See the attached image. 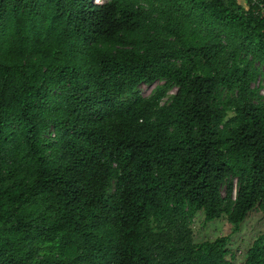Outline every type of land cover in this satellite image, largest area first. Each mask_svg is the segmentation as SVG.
Returning a JSON list of instances; mask_svg holds the SVG:
<instances>
[{
	"label": "trees",
	"instance_id": "trees-1",
	"mask_svg": "<svg viewBox=\"0 0 264 264\" xmlns=\"http://www.w3.org/2000/svg\"><path fill=\"white\" fill-rule=\"evenodd\" d=\"M263 67L237 0H0V264H235L192 225L264 218Z\"/></svg>",
	"mask_w": 264,
	"mask_h": 264
},
{
	"label": "rangeland",
	"instance_id": "rangeland-1",
	"mask_svg": "<svg viewBox=\"0 0 264 264\" xmlns=\"http://www.w3.org/2000/svg\"><path fill=\"white\" fill-rule=\"evenodd\" d=\"M105 1L99 0L98 2L103 3ZM262 72L264 73V67L262 68ZM259 85L262 87L261 94L264 95V78H260ZM255 86H258V83ZM153 88V86L141 85L138 92L147 97L151 95ZM174 92L175 89L170 92V95ZM192 228L194 239L197 243L205 240L213 241L217 237L231 235L230 249L236 255L235 264H241L245 260L247 250L252 246L257 237L264 232V218L259 212H252L241 225L240 230L234 233L232 226L225 218L206 223L204 213L199 212L193 222Z\"/></svg>",
	"mask_w": 264,
	"mask_h": 264
},
{
	"label": "built area",
	"instance_id": "built-area-1",
	"mask_svg": "<svg viewBox=\"0 0 264 264\" xmlns=\"http://www.w3.org/2000/svg\"><path fill=\"white\" fill-rule=\"evenodd\" d=\"M247 11L257 18H264V0H237Z\"/></svg>",
	"mask_w": 264,
	"mask_h": 264
},
{
	"label": "clouds",
	"instance_id": "clouds-1",
	"mask_svg": "<svg viewBox=\"0 0 264 264\" xmlns=\"http://www.w3.org/2000/svg\"><path fill=\"white\" fill-rule=\"evenodd\" d=\"M98 1H99V0H94L95 3H97V4H102V3H99Z\"/></svg>",
	"mask_w": 264,
	"mask_h": 264
}]
</instances>
